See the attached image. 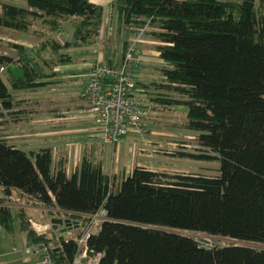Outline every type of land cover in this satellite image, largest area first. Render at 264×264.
I'll list each match as a JSON object with an SVG mask.
<instances>
[{
	"label": "trees",
	"instance_id": "1",
	"mask_svg": "<svg viewBox=\"0 0 264 264\" xmlns=\"http://www.w3.org/2000/svg\"><path fill=\"white\" fill-rule=\"evenodd\" d=\"M24 1L0 3V27L28 33L40 20L38 48L56 58L39 59L17 42L16 52L0 53V225L12 230L19 217L30 244L45 242L57 264H72L74 237L39 234L13 213L9 202L28 197L49 216L77 220L104 209L88 237L99 264H264V0L114 1L121 34L144 29L159 42L160 79L137 81L144 108L187 107L196 147L172 155L219 163L216 175L135 165L120 181L92 156L70 173L51 147L27 150L8 139L7 124L36 111L17 93L51 84L54 66L71 60L67 49L97 44L104 24V6L92 0ZM67 21L73 37L60 40ZM197 233L230 241L206 246Z\"/></svg>",
	"mask_w": 264,
	"mask_h": 264
},
{
	"label": "rangeland",
	"instance_id": "2",
	"mask_svg": "<svg viewBox=\"0 0 264 264\" xmlns=\"http://www.w3.org/2000/svg\"><path fill=\"white\" fill-rule=\"evenodd\" d=\"M114 1L104 0L106 19L103 26L104 33L102 40H104L103 42L106 45L108 43V45L105 47L99 46L101 49L98 48V52L103 51L105 55L104 63H111L113 61L112 63L120 64L122 61L121 53L123 56L128 46L122 49L124 38H121V33L118 30L117 13L113 8ZM2 2H14L19 5L25 4L24 0H0V3ZM111 29L113 30V35L110 38ZM6 30L0 27V53L8 48H12L10 47L12 41L18 40L25 41L29 45L28 47L32 48L33 54L39 57V59H42V55L44 56V60L48 59L51 62L55 60L52 59L56 57L50 50L43 51L39 49L43 36L41 32L45 30L40 20H34L33 29L28 33L12 29ZM129 33L127 37H129L131 42L130 46L136 47V44H138L139 49H141L140 54H143V57L139 59L137 57L138 63L134 70L137 76L135 75V77L146 83L160 79L161 74L158 68L161 67L163 62L157 61L155 58L158 57L155 52V46L158 43L157 39L144 31V29H132ZM3 34L12 40L4 39ZM56 34L60 40L71 39L73 37L72 24L68 21L65 22ZM109 39H112L111 42H109ZM149 45H151V48ZM152 45L155 46L152 47ZM67 50L73 52L75 49L71 48ZM71 87L68 83L52 82L33 90H22L20 91L22 93H17L18 97H25V100L31 102L33 110L36 111L34 114H31L27 121H22L18 124L9 122L7 124L5 131L9 134L7 137L11 143L23 144L25 146L23 148L27 150L39 147H51L55 160L57 162L60 160L64 161L70 173L76 169L85 155L92 156L97 160H101L104 171L111 175L116 174L119 181L127 173V170H131L138 163L148 168L171 172L184 171L207 175H216L218 173L219 163L216 161H201L172 155V152L193 151L196 147L195 133L185 128L187 107L177 106L171 110H155L151 109V107H146L147 116L143 120L144 132L131 131L121 143L112 145L103 140L102 131L101 129L99 130V124L93 112L91 113L94 119L90 125L87 121L85 122L83 116L79 117L76 112H72L73 109H77V105L74 103L76 101L74 98L76 96L75 89ZM138 93L143 94L140 91ZM139 97L142 103L149 106V102L143 95ZM88 125L91 131L84 133L80 128ZM94 133L102 135V143L105 147H101L99 141H95ZM86 139H89V143L86 142L85 144L83 141ZM105 150L107 153H105ZM27 200L28 197L18 199L17 196L9 203L12 205L14 212L17 213L22 211L18 205L22 204V202H28ZM30 205L37 208L33 209L34 212L30 213V216L38 226L45 225L44 227L49 228L51 225L49 219L52 217L68 218L61 215L55 216L56 214L49 216L50 208L39 204L36 205L32 202ZM71 219L76 220L74 218ZM82 219L86 220V216L77 220L80 221ZM102 219L103 215H101L99 220ZM19 226L17 224L13 232L16 237L24 238V232L20 230ZM52 228L54 227L52 226ZM52 228L48 231L49 234L52 232ZM79 231L80 229L78 230L77 228V230L71 231L69 236H74ZM196 237L206 246L230 241L203 233H197Z\"/></svg>",
	"mask_w": 264,
	"mask_h": 264
},
{
	"label": "built area",
	"instance_id": "3",
	"mask_svg": "<svg viewBox=\"0 0 264 264\" xmlns=\"http://www.w3.org/2000/svg\"><path fill=\"white\" fill-rule=\"evenodd\" d=\"M136 55V47L130 46L120 64L96 63L85 86L87 102L97 118L103 140L112 145L121 143L131 131L142 133L145 130L143 120L147 110L136 95ZM101 215L103 219L99 220ZM105 217L106 211L101 209L79 221L80 231L72 236L78 246L72 264H99L102 254L88 246V237L98 231ZM31 226L39 234L52 228V225L49 228L38 226L32 219ZM27 251L37 254L40 264H57L45 242L31 243Z\"/></svg>",
	"mask_w": 264,
	"mask_h": 264
},
{
	"label": "crops",
	"instance_id": "4",
	"mask_svg": "<svg viewBox=\"0 0 264 264\" xmlns=\"http://www.w3.org/2000/svg\"><path fill=\"white\" fill-rule=\"evenodd\" d=\"M92 1L104 6V24H103V26H104L105 25V19H106V5L104 3V0H92ZM6 31H8V30H6ZM111 31L112 32H111L110 38L113 35V30L111 29ZM103 33H104V29H103L102 34L100 36V40L97 44L89 46V47H83L80 49L78 48V49L73 50V52H70L71 60L65 64H58V65L54 66V70L56 71V75L50 79V81L54 82V83L55 82H58V83L62 82L65 84L68 83V84H70V86H72L71 87L72 89H75L74 91H75L76 96H74V98L76 99V101L74 103H76L77 109H73L72 112H76L79 117L83 116V118H85V122L87 121L89 123V125L91 122H93L94 117L91 113L92 111H91L90 107L88 106L86 101L83 99V95H84L85 84L88 80V77H89V74L91 72L93 65H95L98 62H105V55H104L103 51L100 53L98 52V48L101 49L99 46L105 47L108 45V43L106 45V43L103 42L104 40H102L103 39ZM129 34H130L129 31H125L124 34H121V38L122 39L124 38L125 41L126 40L130 41L129 37H127ZM3 38L6 39L7 36H5L3 34ZM7 39H9V38H7ZM9 40H12V39L10 38ZM66 40H70V39H66ZM111 40L109 42H111ZM17 41L18 40H16V41L14 40L12 42H17ZM101 42H103V43H101ZM17 43H21V44H24L26 46H29L25 41H18ZM136 45H137L136 46L137 47V57L139 59L140 57H143V54H140L141 49H139L138 44H136ZM149 46L151 48V45H149ZM154 46L152 45V47H154ZM10 47H12V46L10 45ZM14 52H16V49L13 47L8 48L5 51H3V53H14ZM155 52L158 55V57H155L156 60L162 62V60L159 58V54H158L157 50ZM135 75L137 76L136 72H135ZM136 80L140 81L137 78H136ZM20 93H22V92H18V94H20ZM137 96L140 99L139 96H141V94L137 92ZM22 98L25 99V97H22ZM89 125L88 126H82L80 129L82 131H84V133H87V132L89 133L91 131V130H89V129H91V128H89L90 127ZM99 130H100V126H99ZM93 135H95V141H97V142L99 141V144H101L100 146L105 147V145L102 143V135L101 134L98 135L96 133H94ZM86 142L89 143V139H86L83 141V143H85V144H86ZM16 145L18 147H22V148L25 147L23 144L16 143ZM45 146H47V145H45ZM119 148H120V146H119ZM119 148H117V149H119ZM105 153H107L106 150H105ZM140 164L141 163H138V165H140ZM131 170H129V171L127 170V173H125V175H128ZM18 199H22V198H18ZM29 203L30 202H22V204H19L18 206H20L22 209V211H20L21 213L23 212L28 218L32 219V217L30 216V213H33L34 212L33 209L36 207H33L32 205H30L31 203L30 204ZM10 206L12 208L13 213L18 215L19 212L15 213L11 204H10ZM49 220L51 221V218ZM17 224L20 225L19 226L20 230L23 231L21 228V222H20L19 217H16L12 230H7L2 225H0V264H40L39 263V256L37 254H34V253L27 251V247L30 243L27 239L26 232L23 231L24 232V238L16 237L15 233L13 232L15 229V226ZM51 225L55 228V229L52 228V232H55L56 234H58L59 231L61 232L62 227H60V226L55 227L52 223H51ZM75 230H77L76 227L71 228V230L65 232V234L67 236H69L70 235L69 233L71 231H75Z\"/></svg>",
	"mask_w": 264,
	"mask_h": 264
},
{
	"label": "water",
	"instance_id": "5",
	"mask_svg": "<svg viewBox=\"0 0 264 264\" xmlns=\"http://www.w3.org/2000/svg\"><path fill=\"white\" fill-rule=\"evenodd\" d=\"M51 223L53 225H57L62 227L61 228V233H65L68 230H70L73 226H78L79 221L78 220H73L71 218H63V217H52L51 218Z\"/></svg>",
	"mask_w": 264,
	"mask_h": 264
},
{
	"label": "clouds",
	"instance_id": "6",
	"mask_svg": "<svg viewBox=\"0 0 264 264\" xmlns=\"http://www.w3.org/2000/svg\"><path fill=\"white\" fill-rule=\"evenodd\" d=\"M76 227V226H75ZM75 227H72V228H75ZM77 228V227H76ZM71 230V229H70ZM70 230H68V231H70Z\"/></svg>",
	"mask_w": 264,
	"mask_h": 264
}]
</instances>
